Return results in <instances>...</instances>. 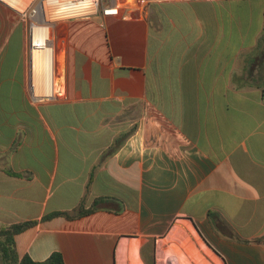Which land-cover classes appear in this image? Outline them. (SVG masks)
Wrapping results in <instances>:
<instances>
[{
  "label": "crops",
  "instance_id": "1",
  "mask_svg": "<svg viewBox=\"0 0 264 264\" xmlns=\"http://www.w3.org/2000/svg\"><path fill=\"white\" fill-rule=\"evenodd\" d=\"M55 38L64 94L39 100L0 0V228L38 222L20 258L264 264V0L133 4Z\"/></svg>",
  "mask_w": 264,
  "mask_h": 264
},
{
  "label": "built area",
  "instance_id": "2",
  "mask_svg": "<svg viewBox=\"0 0 264 264\" xmlns=\"http://www.w3.org/2000/svg\"><path fill=\"white\" fill-rule=\"evenodd\" d=\"M2 1L19 11L26 21L31 18L32 21L28 30L30 91L39 100H53L64 94L63 67L59 61V48L55 38V28L58 25L71 20L91 19L99 15L118 18L133 4H137V8L140 10H146L152 4L188 2L191 0H32L24 10L17 9L6 0ZM43 28L48 30L47 48L50 49V52L47 53H45L44 48H38L35 45L36 32ZM49 89L50 97L44 94L37 95V92H47ZM54 90L55 93L52 94Z\"/></svg>",
  "mask_w": 264,
  "mask_h": 264
},
{
  "label": "trees",
  "instance_id": "3",
  "mask_svg": "<svg viewBox=\"0 0 264 264\" xmlns=\"http://www.w3.org/2000/svg\"><path fill=\"white\" fill-rule=\"evenodd\" d=\"M95 211V208L88 210L81 208L76 214L56 213L46 217L43 221L50 220L55 216H65L73 220L90 215ZM37 224V221H28L0 228V264H65L64 257L60 252L53 253L46 261L42 262L34 261L28 256L20 258L16 248L15 237ZM257 240L260 242L261 238Z\"/></svg>",
  "mask_w": 264,
  "mask_h": 264
},
{
  "label": "bare ground",
  "instance_id": "4",
  "mask_svg": "<svg viewBox=\"0 0 264 264\" xmlns=\"http://www.w3.org/2000/svg\"><path fill=\"white\" fill-rule=\"evenodd\" d=\"M10 3L14 6H25L27 3H29V0H8ZM28 5V4H27ZM48 30L46 28H43L41 30H37L36 35H35V45L39 48H44L45 53L50 52V49L47 48L48 46ZM50 39L52 40V37L50 36ZM46 45V46H45ZM58 57H59V50H58ZM38 88V86H37ZM40 89V88H38ZM50 89L47 92H37V95L44 94L47 95L48 97L51 96L50 94ZM55 93V90L52 94Z\"/></svg>",
  "mask_w": 264,
  "mask_h": 264
},
{
  "label": "rangeland",
  "instance_id": "5",
  "mask_svg": "<svg viewBox=\"0 0 264 264\" xmlns=\"http://www.w3.org/2000/svg\"><path fill=\"white\" fill-rule=\"evenodd\" d=\"M8 3H10V1H8V0H6ZM29 3H27L28 5H30V3L32 2V0H29L28 1ZM11 4V3H10ZM25 5V6H15L17 9H19V10H24V9H26L27 7H28V5ZM31 18L29 19H27V27H28V30H29V27H30V23H31Z\"/></svg>",
  "mask_w": 264,
  "mask_h": 264
}]
</instances>
